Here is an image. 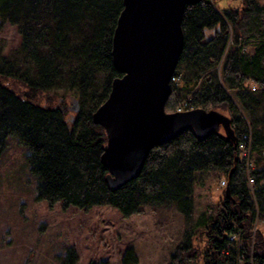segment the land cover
I'll return each mask as SVG.
<instances>
[{"label":"trees","instance_id":"obj_1","mask_svg":"<svg viewBox=\"0 0 264 264\" xmlns=\"http://www.w3.org/2000/svg\"><path fill=\"white\" fill-rule=\"evenodd\" d=\"M230 1L234 6L224 12L210 0L186 6L184 50L175 73L181 81L171 86L166 109L176 112L186 102L194 109L224 113L231 119L236 143L222 130L199 137L188 129L154 147L140 176L112 190L101 161L106 132L92 116L108 98L114 79L121 77L112 50L124 0H0V17L19 27L22 55L30 64L23 72L18 63L3 59L0 81L17 77L32 92L63 89L91 98L90 108L71 121L66 106L37 105L0 82V157L7 139L17 137L29 150L37 200L51 207L59 202L83 210L109 206L125 218L148 206L175 207L189 224L195 186L202 176L214 173L225 181L224 198L213 214L203 212L188 227L170 264H197L199 255L203 264H240L241 259L247 264L257 210L264 217V4ZM247 135L255 155L254 196L239 149ZM239 233L240 243L230 240ZM199 235L206 242L202 252L195 247ZM253 254L255 264L264 263L262 230ZM67 256V264L77 263L74 250ZM138 263L135 250L128 249L122 264Z\"/></svg>","mask_w":264,"mask_h":264},{"label":"rangeland","instance_id":"obj_2","mask_svg":"<svg viewBox=\"0 0 264 264\" xmlns=\"http://www.w3.org/2000/svg\"><path fill=\"white\" fill-rule=\"evenodd\" d=\"M214 2L223 12L235 4L230 0ZM260 2L264 4V0ZM22 40L19 27L0 17V63L6 59L19 64L24 72L30 64L22 55ZM0 82L37 105L66 106L67 119L71 121L91 105L89 96L73 91L32 92L17 77ZM232 97L237 101L234 93ZM75 103L78 113L73 111ZM28 156L29 150L17 137L7 139V149L0 157V264H67L69 250L75 251L76 264H122L130 248L138 256V264H170L188 227L203 212L213 214L224 198L223 179L209 173L195 186V210L190 224L175 207L148 206L129 218L109 206L83 210L64 208L59 202L51 207L46 201L37 200L38 180L30 171ZM199 237L195 247L202 252L206 242L203 235ZM203 263L199 255L197 264Z\"/></svg>","mask_w":264,"mask_h":264},{"label":"water","instance_id":"obj_3","mask_svg":"<svg viewBox=\"0 0 264 264\" xmlns=\"http://www.w3.org/2000/svg\"><path fill=\"white\" fill-rule=\"evenodd\" d=\"M202 0H124L113 37L112 57L121 74L92 120L107 144L101 157L107 182L118 190L136 180L150 151L193 129L199 137L222 130L234 143L231 119L216 110L168 112L171 81L184 50L183 15ZM74 112L79 108L75 103ZM226 197L230 198L226 188Z\"/></svg>","mask_w":264,"mask_h":264},{"label":"built area","instance_id":"obj_4","mask_svg":"<svg viewBox=\"0 0 264 264\" xmlns=\"http://www.w3.org/2000/svg\"><path fill=\"white\" fill-rule=\"evenodd\" d=\"M210 2L217 8L214 0H210ZM233 43L234 42L231 39L229 42V45L233 44ZM249 49L250 48L248 47L247 49H244V51H249ZM218 69L220 70V67ZM180 81H181V77L174 75V77L172 78V81H171V86L172 85L176 86L177 84L180 83ZM255 90H256L255 87H253L252 91H255ZM191 110H194L193 106H190L188 103L185 102V103H182L177 108L176 112H187V111H191ZM239 149H240L241 157L245 161L247 171H248L247 187H248V190L250 191V193L254 196L255 195L254 188H255L256 181H255V178L251 176V171L255 169V164H254L255 155H254V152L252 149V137H251V135H249V136L247 135V136L243 137L242 142H240V144H239ZM221 184H222L223 188L226 186L224 180L221 181ZM261 226L264 227V217L262 220V215H261L260 211L257 210V214H256L255 221H254L252 231H251L252 232V236H251L252 241H251V248H250L251 249L250 260L247 262V264H255L254 258H253L254 244L256 241V236L259 233V231L261 230ZM241 239H242V233L232 235L230 238L231 241L236 242V243H240ZM239 263L245 264V261L241 259L239 261Z\"/></svg>","mask_w":264,"mask_h":264}]
</instances>
